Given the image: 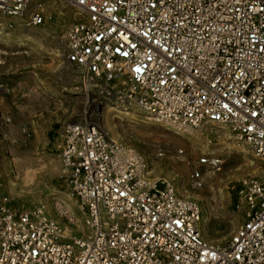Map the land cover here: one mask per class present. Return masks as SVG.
Wrapping results in <instances>:
<instances>
[{
  "label": "built area",
  "instance_id": "2783aa9c",
  "mask_svg": "<svg viewBox=\"0 0 264 264\" xmlns=\"http://www.w3.org/2000/svg\"><path fill=\"white\" fill-rule=\"evenodd\" d=\"M70 1L82 17L67 31L65 59L83 84H101L157 123L229 125L264 160V0ZM32 2L0 0V13L41 25L44 4ZM64 134L60 156L91 231L64 241L55 220L0 206V264H264L260 178L239 190L244 221L212 243L200 203L151 181L143 158L97 123L71 122ZM223 162L201 158L213 171ZM193 179L203 187L201 168Z\"/></svg>",
  "mask_w": 264,
  "mask_h": 264
},
{
  "label": "rangeland",
  "instance_id": "374dc122",
  "mask_svg": "<svg viewBox=\"0 0 264 264\" xmlns=\"http://www.w3.org/2000/svg\"><path fill=\"white\" fill-rule=\"evenodd\" d=\"M39 1L41 25L29 24L27 15L0 13V105L6 106L0 110V206L55 220L64 241L87 235L89 217L73 193L60 152L65 125L89 120L142 157L151 181H168L197 200L204 238L226 243L247 215L238 208L241 185L252 176L264 181V160L229 125L157 123L122 97L108 96L101 84H83L81 69L65 59L67 31L82 16L70 0H33L32 5ZM107 105L131 113L106 114ZM208 154L222 156L219 171L201 163ZM196 168L203 172L201 188L194 185Z\"/></svg>",
  "mask_w": 264,
  "mask_h": 264
},
{
  "label": "bare ground",
  "instance_id": "6f19581e",
  "mask_svg": "<svg viewBox=\"0 0 264 264\" xmlns=\"http://www.w3.org/2000/svg\"><path fill=\"white\" fill-rule=\"evenodd\" d=\"M78 14L81 16V14L79 12H78ZM105 107L107 108L106 114H108V113H111V114L112 113H115L116 116H119L120 117L121 115H129L131 113L130 111H126V110H124V109H122L120 107H115V106H111V105H107ZM182 131H184V130H182ZM157 136H155V137H157ZM81 230L83 231V226H82Z\"/></svg>",
  "mask_w": 264,
  "mask_h": 264
},
{
  "label": "crops",
  "instance_id": "0c3cea01",
  "mask_svg": "<svg viewBox=\"0 0 264 264\" xmlns=\"http://www.w3.org/2000/svg\"><path fill=\"white\" fill-rule=\"evenodd\" d=\"M0 110H1V111H5V110H6V106H1V105H0ZM1 111H0V112H1Z\"/></svg>",
  "mask_w": 264,
  "mask_h": 264
}]
</instances>
